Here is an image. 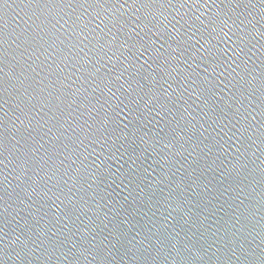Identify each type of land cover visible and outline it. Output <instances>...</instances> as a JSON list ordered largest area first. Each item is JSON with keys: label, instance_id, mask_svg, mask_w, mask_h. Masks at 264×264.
I'll return each mask as SVG.
<instances>
[{"label": "water", "instance_id": "1", "mask_svg": "<svg viewBox=\"0 0 264 264\" xmlns=\"http://www.w3.org/2000/svg\"><path fill=\"white\" fill-rule=\"evenodd\" d=\"M0 264H264V0H0Z\"/></svg>", "mask_w": 264, "mask_h": 264}]
</instances>
